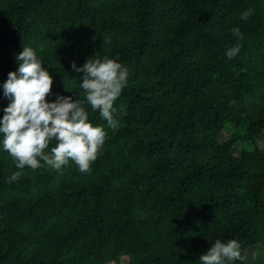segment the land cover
I'll return each mask as SVG.
<instances>
[{"label":"trees","instance_id":"16d2710c","mask_svg":"<svg viewBox=\"0 0 264 264\" xmlns=\"http://www.w3.org/2000/svg\"><path fill=\"white\" fill-rule=\"evenodd\" d=\"M23 47L107 135L88 173L0 143V264H199L217 239L264 264V0H0V121ZM95 55L128 70L116 130L72 68Z\"/></svg>","mask_w":264,"mask_h":264},{"label":"clouds","instance_id":"9594fccd","mask_svg":"<svg viewBox=\"0 0 264 264\" xmlns=\"http://www.w3.org/2000/svg\"><path fill=\"white\" fill-rule=\"evenodd\" d=\"M253 11H244L241 20L247 21ZM231 32L237 43L226 51L229 59L240 52L239 40L243 38L238 27L232 28ZM17 61V71L10 72L3 84V95L10 100L0 121L3 149L11 155L19 170L25 167L35 170L44 165L60 170L72 161L81 173H88L105 143L104 128L89 122L88 113L79 99L73 102L71 97L58 96L55 102H47L53 79L33 48L23 47ZM72 68L83 73L79 86L87 104L93 111H99L108 128L118 129L114 102L126 85L128 70L113 59L97 55L80 68L73 62ZM51 141H55V146L46 151ZM20 176L21 171H16L9 181H17ZM242 259L238 241L233 239L224 243L217 239L210 250L200 256L199 264H232Z\"/></svg>","mask_w":264,"mask_h":264},{"label":"rangeland","instance_id":"374dc122","mask_svg":"<svg viewBox=\"0 0 264 264\" xmlns=\"http://www.w3.org/2000/svg\"><path fill=\"white\" fill-rule=\"evenodd\" d=\"M264 145V134H263V139L261 141V146Z\"/></svg>","mask_w":264,"mask_h":264}]
</instances>
